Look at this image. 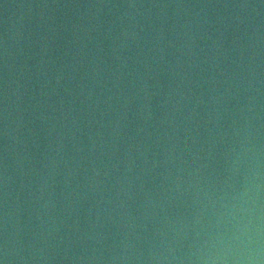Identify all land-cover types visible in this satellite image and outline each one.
I'll return each instance as SVG.
<instances>
[{
    "label": "water",
    "instance_id": "95a60500",
    "mask_svg": "<svg viewBox=\"0 0 264 264\" xmlns=\"http://www.w3.org/2000/svg\"><path fill=\"white\" fill-rule=\"evenodd\" d=\"M0 264H264V0H0Z\"/></svg>",
    "mask_w": 264,
    "mask_h": 264
}]
</instances>
